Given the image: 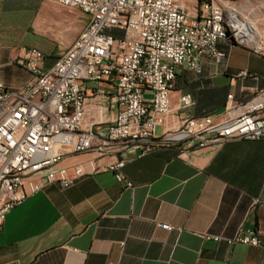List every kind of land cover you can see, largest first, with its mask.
Instances as JSON below:
<instances>
[{
    "label": "crops",
    "instance_id": "crops-1",
    "mask_svg": "<svg viewBox=\"0 0 264 264\" xmlns=\"http://www.w3.org/2000/svg\"><path fill=\"white\" fill-rule=\"evenodd\" d=\"M85 14L55 0H0V82L18 90L32 79L19 62L25 47L41 49V65L51 67L88 24ZM217 47L227 57L203 56L200 73L178 67L172 110L158 134L177 129L185 117L222 114L229 94L244 102L264 88V57L228 40ZM243 70L252 75H240ZM84 85L85 122L110 121L118 109L112 84ZM184 94L193 100L188 107L181 104ZM114 159L82 152L60 161L56 167L66 175L75 164L88 173L68 187L52 182L7 213L0 264H264V139L188 152L131 151L123 170L133 186L119 182L111 170L92 169ZM241 226L258 231L263 244L204 238L206 232L231 236Z\"/></svg>",
    "mask_w": 264,
    "mask_h": 264
},
{
    "label": "built area",
    "instance_id": "built-area-1",
    "mask_svg": "<svg viewBox=\"0 0 264 264\" xmlns=\"http://www.w3.org/2000/svg\"><path fill=\"white\" fill-rule=\"evenodd\" d=\"M55 1L89 14L90 20L49 68L41 65V49L24 48L19 62L32 74L25 86L12 90L0 82V234L7 213L31 193L55 181L68 187L88 173L83 164H75L72 175L57 169L69 154L114 157L101 167L92 164V169L111 170L119 182L133 186L123 170L131 151L145 155L177 147L188 152L229 140L264 139V88L244 102L229 94L222 114L185 117L177 129L157 133L172 110L179 66L200 73L203 56L226 58L227 52L217 47L219 40L264 57V31L248 14L250 0L240 5L201 0L194 14L178 0ZM240 75L252 74L243 70ZM84 81H108L114 87L111 99L118 109L110 121L85 122ZM192 103L190 94L181 96L183 107ZM204 238L263 244L258 231L242 226L231 236L206 232Z\"/></svg>",
    "mask_w": 264,
    "mask_h": 264
},
{
    "label": "rangeland",
    "instance_id": "rangeland-1",
    "mask_svg": "<svg viewBox=\"0 0 264 264\" xmlns=\"http://www.w3.org/2000/svg\"><path fill=\"white\" fill-rule=\"evenodd\" d=\"M178 1L183 3L191 14L196 13V10L199 6V0H178ZM231 1L236 5H240L243 4L244 0H231ZM250 1H251V6L249 7L248 14L252 19L258 20V24L260 28L264 31V0H250ZM244 5H247V3H244ZM85 15L86 18L88 19V15L87 14ZM111 32L113 31L111 30ZM157 133H160L159 128L157 129Z\"/></svg>",
    "mask_w": 264,
    "mask_h": 264
},
{
    "label": "trees",
    "instance_id": "trees-1",
    "mask_svg": "<svg viewBox=\"0 0 264 264\" xmlns=\"http://www.w3.org/2000/svg\"><path fill=\"white\" fill-rule=\"evenodd\" d=\"M201 2V0H199V3Z\"/></svg>",
    "mask_w": 264,
    "mask_h": 264
}]
</instances>
